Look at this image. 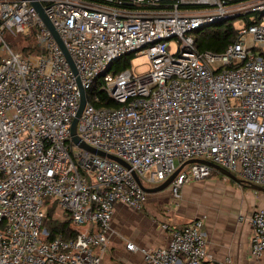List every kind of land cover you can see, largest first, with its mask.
<instances>
[{
  "label": "built area",
  "instance_id": "built-area-1",
  "mask_svg": "<svg viewBox=\"0 0 264 264\" xmlns=\"http://www.w3.org/2000/svg\"><path fill=\"white\" fill-rule=\"evenodd\" d=\"M38 1L74 70L30 0H0V264H109L114 205L142 210L146 200L134 174L158 184L199 158L264 187V0ZM237 17L222 52L196 49L191 30ZM29 31L38 54L4 38ZM131 52L147 56L145 72H107ZM80 88L77 137L128 167L71 141ZM101 93L117 106H97ZM212 171L184 165L169 185L173 198ZM48 212L74 235L49 238ZM248 221L250 254L264 261V207ZM162 228L164 246L125 244L139 250L136 264H231L207 253L202 218Z\"/></svg>",
  "mask_w": 264,
  "mask_h": 264
},
{
  "label": "crops",
  "instance_id": "crops-1",
  "mask_svg": "<svg viewBox=\"0 0 264 264\" xmlns=\"http://www.w3.org/2000/svg\"><path fill=\"white\" fill-rule=\"evenodd\" d=\"M216 174L224 177L213 179ZM225 177L213 169L209 177L183 184L177 199L171 195L170 186L146 193L142 210L116 203L106 234L103 261L109 264H136L141 260V254L139 250L127 249V242L139 248L164 246L168 241V232L162 228V224L179 226L200 217L206 235V251L214 261L264 264L262 258L250 254L252 229L248 221L252 210L264 207V192L251 190L242 181L239 183L247 190L241 196V201L231 203L219 188Z\"/></svg>",
  "mask_w": 264,
  "mask_h": 264
},
{
  "label": "trees",
  "instance_id": "trees-1",
  "mask_svg": "<svg viewBox=\"0 0 264 264\" xmlns=\"http://www.w3.org/2000/svg\"><path fill=\"white\" fill-rule=\"evenodd\" d=\"M240 1V0H235ZM233 19L219 20L210 23V25L193 29L189 32H193L194 43L198 51H210L213 53H220L224 48L235 40L236 28L233 25ZM27 44L22 47V50L26 53H40V50L36 47L32 38L31 31L25 36ZM99 83V78L95 80L94 87ZM97 106H117V103L105 97L101 93V102L96 104ZM45 226L49 230V238L54 237L60 233L63 237L72 236L75 230L71 228L69 221H59L51 217V212H48L45 219Z\"/></svg>",
  "mask_w": 264,
  "mask_h": 264
},
{
  "label": "water",
  "instance_id": "water-1",
  "mask_svg": "<svg viewBox=\"0 0 264 264\" xmlns=\"http://www.w3.org/2000/svg\"><path fill=\"white\" fill-rule=\"evenodd\" d=\"M30 4L34 7V9L36 10V12L38 13L40 19L43 21V23L47 26V28L50 30V32L52 33V35L54 36L55 40L57 41L58 45L61 47L67 61L69 62L71 68L74 70V66L73 63L67 53V51L65 50L59 36L57 35L55 29L53 28L52 24L50 23V21L47 19L44 10H43V6L42 4L38 1V0H30ZM232 19V18H230ZM206 25H210V23L206 24ZM85 104V95H84V90L82 88H80V98H79V105L76 111V114L72 120L71 123V127H70V138L71 141L75 144H77L80 148H83L87 151L96 153L98 155L101 156H106L108 158H111L113 160L118 161L119 163H121L122 165H124L125 167H128V164L126 162H124L123 160H121L120 158H118L117 156L110 154V153H105L103 151L94 149L90 146H88L87 144H85L84 142L80 141V139L77 137L76 135V123H77V119L84 107ZM192 162H201V163H205L207 165H209L210 167H212L213 169H215L216 171L221 172L222 174L231 177L233 179H235L237 182L242 183L243 179L241 178H236L232 172H230L229 170H227L226 168L215 164L211 161L205 160V159H199V158H192V159H188L186 161H184L179 167H177V169L175 171H173L164 181H162L161 183H159L158 185L154 186V187H146L144 186L138 179V177L134 174L135 179L137 180L139 186L144 190V192L146 193H151V192H157L160 190L165 189L166 187H168L171 183V181L174 179L175 175L177 174V172L186 164L188 163H192ZM250 188L255 189V190H259L264 192V187H261L259 185H255L253 183H246Z\"/></svg>",
  "mask_w": 264,
  "mask_h": 264
},
{
  "label": "rangeland",
  "instance_id": "rangeland-1",
  "mask_svg": "<svg viewBox=\"0 0 264 264\" xmlns=\"http://www.w3.org/2000/svg\"><path fill=\"white\" fill-rule=\"evenodd\" d=\"M239 20H240L239 17L232 20L234 27L237 26ZM206 26H208V25H206ZM193 34L194 33L191 32L192 37L194 36ZM25 36L26 35H23V34H11L9 32H5V34H4L5 40L9 43V47L14 51L22 52L23 55L28 54L22 50V47L27 44V39L25 38ZM174 41H175L174 38L170 39L171 44H173ZM5 55H7L6 52L0 49V57L5 56ZM126 66L134 68V70L136 72H139V73L145 72L148 69L147 56L144 54L139 55V54L134 53V52L123 54L120 58H116L112 61L111 65L107 69V72L108 73L117 72ZM233 175L236 178H241V177L237 176V174H235V173H233ZM221 177H224V176H222L221 174L220 175L216 174L212 178L217 180L218 178L221 179ZM225 178H226V180H222L223 181L222 185L219 187L221 189V191L224 192L223 195L226 194L227 195L226 199L231 203H234L235 200L241 201V196L243 195L244 191L247 190V188L241 186V184L239 182H237L235 179H233L231 177L226 176ZM150 185L151 184H149V183H146V182L144 183V186H146V187H148ZM248 188L253 190L249 186H248ZM179 192H180V188H178V194H179ZM170 193L173 196V193L171 190H170Z\"/></svg>",
  "mask_w": 264,
  "mask_h": 264
}]
</instances>
